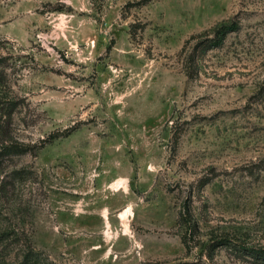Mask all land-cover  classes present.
Here are the masks:
<instances>
[{
    "label": "rangeland",
    "instance_id": "obj_1",
    "mask_svg": "<svg viewBox=\"0 0 264 264\" xmlns=\"http://www.w3.org/2000/svg\"><path fill=\"white\" fill-rule=\"evenodd\" d=\"M0 65V264H264V0H0Z\"/></svg>",
    "mask_w": 264,
    "mask_h": 264
},
{
    "label": "trees",
    "instance_id": "obj_2",
    "mask_svg": "<svg viewBox=\"0 0 264 264\" xmlns=\"http://www.w3.org/2000/svg\"><path fill=\"white\" fill-rule=\"evenodd\" d=\"M238 26L237 24H231V25H227V26H222L220 27L217 31H216V37L215 39L212 41L211 45L209 46V49H218L220 47H222L224 45V42L227 38V36L231 33L237 32L238 31ZM3 83V76L1 73V65H0V85ZM16 107L17 104L15 103V100H10L8 98H1L0 97V114H6V116L9 118H11L12 114L15 113L16 111ZM6 124V123H5ZM1 130L3 131L2 134L7 135L6 131H4V126H0ZM6 130V129H5ZM5 132V133H4ZM8 142L9 139H5L3 141H1L0 143H4V142ZM15 147L11 146V145H5L2 148V154H0V158L1 156H6L8 154L13 153ZM186 214H184L183 216V220L188 223V225L190 226V221L191 218L190 216L188 217V215L190 214V211L188 210V208L186 209ZM191 227V226H190ZM242 251L248 255L251 258H254L257 261H261L264 262V248H255V247H248L243 245L241 247Z\"/></svg>",
    "mask_w": 264,
    "mask_h": 264
}]
</instances>
